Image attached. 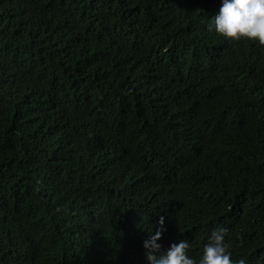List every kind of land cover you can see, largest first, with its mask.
<instances>
[{"label": "trees", "instance_id": "obj_1", "mask_svg": "<svg viewBox=\"0 0 264 264\" xmlns=\"http://www.w3.org/2000/svg\"><path fill=\"white\" fill-rule=\"evenodd\" d=\"M220 0H0V264H148L227 229L264 264V46Z\"/></svg>", "mask_w": 264, "mask_h": 264}, {"label": "clouds", "instance_id": "obj_2", "mask_svg": "<svg viewBox=\"0 0 264 264\" xmlns=\"http://www.w3.org/2000/svg\"><path fill=\"white\" fill-rule=\"evenodd\" d=\"M206 27L232 41H255L264 46V0H220L218 12L210 18ZM159 224L161 227L154 232L149 230L147 238L142 241L148 264H246L243 258H231L230 244L226 240L227 229L224 227L211 231L199 257L194 258L188 255L190 245L186 239L169 243L161 251L157 241L162 234L163 217Z\"/></svg>", "mask_w": 264, "mask_h": 264}]
</instances>
